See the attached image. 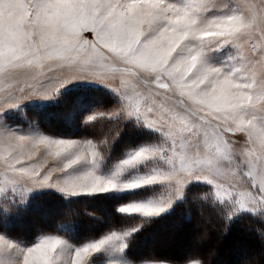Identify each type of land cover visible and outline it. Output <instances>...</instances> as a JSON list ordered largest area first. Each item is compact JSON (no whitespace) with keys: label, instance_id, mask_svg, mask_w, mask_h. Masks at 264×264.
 Masks as SVG:
<instances>
[{"label":"snow or ice","instance_id":"6c2138e0","mask_svg":"<svg viewBox=\"0 0 264 264\" xmlns=\"http://www.w3.org/2000/svg\"><path fill=\"white\" fill-rule=\"evenodd\" d=\"M230 47L236 51L228 63L217 66L212 62L221 49ZM116 62L124 66L121 72L144 74L142 89L131 95L120 92L115 109L88 115L85 123L99 117L135 120L160 133L159 142L130 150L115 172L105 177L97 169L105 155L101 145H107V140L98 144L57 139L38 130L18 134L0 121V145L6 153H0V196L45 187L66 195H91L161 184L180 198L189 179L203 178L207 184H215L217 199L226 196L238 205L229 218L235 211H264V0L245 2L243 11L233 9L228 0H0V113L33 96L52 98L75 79L108 87L114 74L108 70ZM45 66L49 72L63 74L56 88L27 93L22 88L14 90L11 82L20 70H30L32 78L39 79L45 75ZM153 83L165 90L163 100L157 99L162 94L153 89ZM169 92L173 95H167ZM236 132L246 134L253 145L245 153V175L258 190L239 191L238 199L227 191L219 171L221 160H231L225 133ZM201 134L208 149L203 162L199 145L195 155L183 151L191 142L186 135L198 138ZM39 146L60 160L58 167L43 175L42 163H24ZM148 160L159 161L160 166L120 182L126 170ZM82 163L88 166L86 171L69 174V169ZM202 163L208 166L207 172L199 171ZM56 171L65 173L63 180L53 181ZM172 203L171 195H161L127 203L118 211L152 218L165 213ZM137 230L112 231L103 239L76 247L74 264H83V258L113 241L120 242L121 250L127 248L124 241ZM37 241L21 247L0 235V264H58L59 255L69 247L67 240L53 235ZM142 264L166 261L145 260ZM188 264L201 261L192 259Z\"/></svg>","mask_w":264,"mask_h":264},{"label":"rangeland","instance_id":"374dc122","mask_svg":"<svg viewBox=\"0 0 264 264\" xmlns=\"http://www.w3.org/2000/svg\"><path fill=\"white\" fill-rule=\"evenodd\" d=\"M245 2L248 3H256L259 4L260 0H228V3L231 5L233 9H238L243 11V4ZM89 39H93L94 37L90 33L85 34ZM235 48L230 47L228 50L221 49L218 52L212 62L215 63L217 66H220L224 63L229 62V56L235 54ZM222 53V54H221ZM124 66L119 62L114 63L111 68L108 70L109 72H113L114 74L111 75L107 81L108 87L104 84L99 83L93 80H84V79H75L68 83H65L61 88H59L58 92L52 98H43L38 96H33L31 98L24 99L22 103L18 104L14 108H9L5 112L0 113V121H2L8 128L12 129L13 131L17 132L18 134H31L35 131H39L51 138L57 139H72L77 141H85L89 140L93 143H100V141L107 140L108 142L111 141L110 138L114 136H119L122 132L126 131L129 135L123 137L122 140L125 141L124 148H127L126 152L123 153L121 158H116L112 162L108 160L107 153L110 152V145H101V151L105 154L104 159L100 162V167L97 169V174L110 177L116 170V167L120 160L126 158V155L129 153L130 150L137 149L141 146L146 144H152L159 142L161 139L160 133L155 132L154 130L148 129L143 127L142 124H138L135 120H127L121 121L119 118H108V117H99L95 121L96 124L100 125L103 122L102 127H100V131H97L103 134L102 138H87L80 136V132H85L84 125L89 124L85 123V119L88 115L96 114L98 112H110L111 110L115 109V107L120 103L119 94L120 92H127L128 94H133L135 89L141 88L142 89V81L145 79L144 74L134 75L130 73H125L119 71ZM45 72L44 76H41L39 79H33L30 70H20L16 74V80L12 81L13 88L24 89V92L27 93L30 90H50L56 88L59 82V79L62 78V73L59 70H55L49 72L47 67L43 69ZM49 77H52L49 79ZM153 89L159 91L162 95L157 97L158 100H163L164 96L163 93L165 90L159 89L154 83L152 85ZM17 95L20 93L17 91ZM167 95L172 96V93H167ZM3 94L0 93V98H2ZM177 97H173L176 99ZM103 99H109V102ZM107 103V104H106ZM60 105L55 112H52V115L55 114L58 118L65 122L64 124L60 125V133H51L50 131L46 132L41 128V118L38 116L37 112L41 109H46L48 107H53L55 105ZM103 105H106L105 107ZM103 106V107H101ZM177 111H182L181 109H177ZM42 116V115H41ZM38 117V119H37ZM43 119V118H42ZM24 120V122H22ZM57 124V123H56ZM47 126V125H46ZM48 127V126H47ZM132 127H134L135 133H132ZM95 131V130H94ZM128 131V132H127ZM79 132V133H78ZM89 133V131H87ZM132 133V134H131ZM137 135V137H135ZM132 138H136L137 140L143 141L141 143L134 144L132 147ZM186 140H190L191 142L186 145V148L183 151L188 152L190 155H195L197 152V145H199V154L200 159L203 160L207 157L208 149L204 144V137L201 134L200 137H187ZM225 139L228 141L230 148H231V160H221L220 162V173L221 178L225 179V188L227 191H231L233 196L238 199L236 195L239 191H247L251 190L253 192H257L256 188H252L249 182V178L245 175L248 171V165L246 163V156L245 153L248 149L252 148L253 145L249 144L248 137L246 134L241 132L236 133H225ZM136 140V141H137ZM134 141V143H136ZM122 144V145H123ZM130 146V147H129ZM4 145H0V153H3ZM36 154L33 156L31 160H25V164H43V168L41 171V175L46 173L49 169L56 168L60 165V160L55 158L54 156L48 155L47 150L44 146H39L36 150ZM6 154V153H3ZM160 166L159 161L148 160L144 164L139 165L137 168H132L126 170L123 175L120 177V182H127L133 179L138 178L141 175L149 174L154 168ZM86 164H80L73 169H69V174H80L83 171L87 170ZM208 166L202 163V167L199 169L201 172H207ZM194 171H196L194 169ZM234 174V175H232ZM65 173H61L59 171L53 172V181L56 179L63 180ZM232 185V186H230ZM197 186H205L210 189L207 193L209 196H212L215 201L218 203L226 206L231 213H233L234 209H238V205H234L233 201L228 199L226 196L222 197V201L217 199L215 193L217 191L215 184L209 185L206 181L202 178L200 180H196L195 178L189 179L181 188V197L176 198L175 192L172 189L165 190V186L161 184H153L146 186L144 188L136 189L133 191L127 190H114L108 193H117L123 194L126 192H136L135 195L138 197L136 199L128 200L124 202L121 206H124L130 202H137V201H147L148 199H156L159 196H164L168 198L170 195L173 198L172 206L166 211H170L173 206H175L178 202L183 200L188 190L197 187ZM57 191L55 188L45 187V188H37L32 190L30 193L21 194L17 193H5L0 196V222L8 221L5 217H10L13 214H19L23 208H25L29 202L38 194L44 191ZM65 197H71L72 195H66L62 192ZM101 194V193H98ZM97 194H91L87 196H95ZM206 195V194H205ZM77 196H85V195H77ZM73 197V196H72ZM120 206V207H121ZM229 211V212H230ZM165 212V213H166ZM243 212H250L251 211H235L234 215L243 213ZM264 214V211H258L257 214ZM164 214V213H162ZM161 214V215H162ZM201 216V215H200ZM45 218V217H44ZM43 218V219H44ZM205 220L203 217H200ZM184 216L180 218V222H182ZM45 220V219H44ZM206 221V220H205ZM196 223V218L194 217L190 223L194 225ZM31 223V221L29 222ZM175 224V220L172 222L170 221L169 225ZM191 226V225H190ZM133 228L122 229L121 231H117L121 233L123 231H129ZM200 229V227H199ZM205 230V229H204ZM206 231V230H205ZM204 231V232H205ZM135 232V231H134ZM132 232L131 235L134 233ZM195 233L193 230H189V225L183 222L182 225H179L178 230L175 231L172 228L167 229L165 234L160 233L159 235L152 236L150 233L148 234V240H144L141 244L140 249H145L141 255H148L151 250L162 251L161 254L159 253L158 256H162L160 258L152 259L156 261H166V264H175L170 262L165 258L166 256H171V254L176 253L177 257L180 258L182 255L194 252L193 247L197 246L196 243L200 241L197 234L193 235L192 238L190 236ZM111 232L106 233L98 238L90 239L84 243H75L66 235H60L58 233H49L44 234L46 235H53L58 236L61 239L67 240L69 243V247L65 249L63 253L59 255L58 264H74L75 262V248L82 247L85 243L95 242L96 240L103 239L105 236L110 235ZM0 235H4L0 233ZM9 240L13 241L14 243L19 244L21 247H28L32 246L35 241L31 244H25L23 242L17 241L10 237H7ZM41 236V237H42ZM189 236V238H188ZM209 235H206V238ZM130 238V237H129ZM128 238V239H129ZM127 239V240H128ZM124 241V243L127 242ZM202 240V239H201ZM203 242V241H202ZM119 243L113 241L109 245H105L99 253H93L92 255L83 258V264H129V260L124 256L122 253L125 249L121 250L119 248ZM241 241L237 242L236 245L225 244L223 248H228L227 251L231 254L236 252V261H241L245 258L246 254L245 247H243L244 243L240 245ZM209 244V243H206ZM245 246V245H244ZM205 249L208 248L207 246L204 247ZM59 251V250H58ZM172 252V253H171ZM140 253V252H139ZM139 253H135L140 255ZM164 255H163V254ZM182 254V255H180ZM192 254V253H191ZM234 254V253H233ZM213 255V253H212ZM215 255V253H214ZM225 255V254H224ZM215 257V256H214ZM229 255L219 256L216 257L215 264H226L225 261H231ZM164 258V259H162ZM143 261L133 262L132 264H142ZM232 263V262H231ZM188 264V263H186Z\"/></svg>","mask_w":264,"mask_h":264},{"label":"trees","instance_id":"16d2710c","mask_svg":"<svg viewBox=\"0 0 264 264\" xmlns=\"http://www.w3.org/2000/svg\"><path fill=\"white\" fill-rule=\"evenodd\" d=\"M103 100L109 102V99ZM59 106L56 104L53 107L38 110L37 114L40 115L41 128L44 131L61 132L60 125L65 122L61 117L52 115V112H55ZM102 125L103 122L100 125L95 122L89 123L84 125L85 132L78 133L83 137L99 139L103 134L97 131H100ZM133 128L132 133H135ZM128 135L124 131L119 136L113 135L110 138V152L107 153L109 161L121 158L126 152L127 148H124L125 144H123L126 140L123 141L122 138ZM132 140L131 147L137 144L140 139L132 138ZM141 142L143 141L139 143ZM208 191L210 189L205 186L193 187L188 190L186 197L173 206L170 211L158 217L144 218L139 215L129 216L118 211L124 202L138 198L135 195L136 192L123 194L107 192L95 196L65 197L59 192L48 190L36 195L19 214L5 217L8 221L0 222V233L25 244L37 241V238L44 234L58 233L66 235L76 244H80L112 231L137 228L138 230L127 240L128 247L124 253L125 257L133 263L162 257L158 256L162 252L160 250L159 253L151 250L148 255H141L145 250L140 249L141 243L148 240L149 233L155 236L160 233L165 234L170 228L176 231L179 225L184 222L189 225V230L195 231L190 238L195 234L202 238H199L197 246L192 248L194 252L180 254L182 255L180 258L175 255L176 253L171 254L170 257L162 253L168 261L175 264H186L189 260L196 259L201 261V264H215L216 257L227 254L232 259L225 261L226 264H264V219H261L264 214L243 212L237 215L232 214L229 218L231 211L209 196ZM182 216L184 219L180 222ZM194 217L196 223L188 224ZM174 220L175 224L169 225L170 221ZM30 221L31 223H29ZM206 235L209 236L206 238ZM239 241H241L240 245L242 242L244 243V253L246 254L240 262L236 261L238 260L235 258L236 252L230 254L227 251L228 248H223L225 244L237 246ZM206 246L208 248L205 249Z\"/></svg>","mask_w":264,"mask_h":264},{"label":"crops","instance_id":"0c3cea01","mask_svg":"<svg viewBox=\"0 0 264 264\" xmlns=\"http://www.w3.org/2000/svg\"><path fill=\"white\" fill-rule=\"evenodd\" d=\"M122 256H123V259H124V256H125V255H124V251H123V253H122Z\"/></svg>","mask_w":264,"mask_h":264}]
</instances>
